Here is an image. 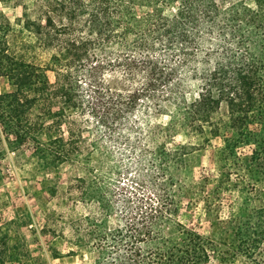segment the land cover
Instances as JSON below:
<instances>
[{"label": "trees", "instance_id": "1", "mask_svg": "<svg viewBox=\"0 0 264 264\" xmlns=\"http://www.w3.org/2000/svg\"><path fill=\"white\" fill-rule=\"evenodd\" d=\"M200 1L206 3L204 12ZM135 2L34 0L30 7L21 5L14 21L0 10V78L9 86L0 92V134L15 151L31 144L32 156L43 166L72 162L90 151L73 115L80 105L81 77L99 93L103 67L125 66L145 74L136 87L112 94L119 103L113 110L117 118L159 89L171 97L170 88L178 81L176 69L160 65L156 56L131 59L122 53L113 60L104 48L182 50L189 30L196 28L197 14L206 24L220 18L223 38L195 76V98L180 116L198 134L223 137L220 181L224 191L234 189L228 221L234 243H214L179 223L175 233H168L137 221L118 229L107 250L116 252L110 264H264V0H158L142 27L130 24ZM139 3L146 7L151 0ZM171 4L176 8L166 14ZM131 34L135 39L129 45ZM94 47L102 52L93 53ZM38 50L48 55L40 64L21 54ZM149 210L159 211L152 204ZM145 240L153 244L142 248L139 243Z\"/></svg>", "mask_w": 264, "mask_h": 264}, {"label": "rangeland", "instance_id": "2", "mask_svg": "<svg viewBox=\"0 0 264 264\" xmlns=\"http://www.w3.org/2000/svg\"><path fill=\"white\" fill-rule=\"evenodd\" d=\"M33 2L0 0V10L14 21L21 5ZM157 4L151 0L143 7L136 0L130 24L144 26ZM198 5L204 12L206 3ZM175 8L171 4L165 13ZM197 15L196 28L189 30L182 50L104 48L113 60L122 53L131 59L156 56L160 65L176 69L178 81L170 88L171 97H164L167 89H159L117 118L113 110L119 103L112 94L136 87L145 74L125 66L103 67L97 78L99 93L81 77L80 105L73 115L90 144L85 155L43 166L32 156L31 144L15 151L0 134V264H110L116 252L108 254L109 238L137 221L168 233H175L179 223L214 243H234L228 222L234 189L224 191L220 181L223 137L198 134L180 116L195 98V76L223 38L217 26L220 18L206 24V18ZM128 38L130 45L135 36ZM92 52L102 50L94 47ZM21 54L37 64L48 58L39 50ZM47 75L53 79L51 72ZM8 89L0 78V92ZM219 117L225 118L223 110ZM151 204L159 211L151 212ZM152 242L139 244L147 248Z\"/></svg>", "mask_w": 264, "mask_h": 264}]
</instances>
